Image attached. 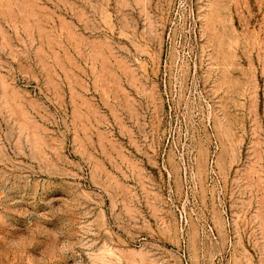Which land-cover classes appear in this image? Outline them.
Wrapping results in <instances>:
<instances>
[{"label":"rangeland","instance_id":"1","mask_svg":"<svg viewBox=\"0 0 264 264\" xmlns=\"http://www.w3.org/2000/svg\"><path fill=\"white\" fill-rule=\"evenodd\" d=\"M0 264H264V0H0Z\"/></svg>","mask_w":264,"mask_h":264}]
</instances>
